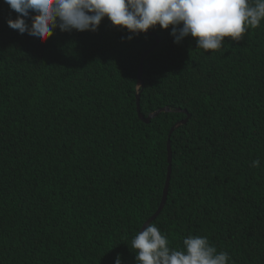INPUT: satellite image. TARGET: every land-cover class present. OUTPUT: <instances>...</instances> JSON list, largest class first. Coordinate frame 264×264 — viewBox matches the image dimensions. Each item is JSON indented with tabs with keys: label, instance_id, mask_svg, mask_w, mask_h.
I'll return each instance as SVG.
<instances>
[{
	"label": "trees",
	"instance_id": "trees-1",
	"mask_svg": "<svg viewBox=\"0 0 264 264\" xmlns=\"http://www.w3.org/2000/svg\"><path fill=\"white\" fill-rule=\"evenodd\" d=\"M16 16L0 0V264H136L169 142L150 224L264 264V21L206 53L107 18L40 43Z\"/></svg>",
	"mask_w": 264,
	"mask_h": 264
},
{
	"label": "clouds",
	"instance_id": "clouds-1",
	"mask_svg": "<svg viewBox=\"0 0 264 264\" xmlns=\"http://www.w3.org/2000/svg\"><path fill=\"white\" fill-rule=\"evenodd\" d=\"M17 13L8 26L19 34L46 43L61 32H96L107 18L116 28L126 29L128 40L157 26L171 27L179 45L192 37L197 49L215 52L225 38L239 42L249 29L264 21V0H4ZM30 21V23H29ZM260 161H252L259 167ZM136 264H229L226 251H218L207 236L188 235L181 247H171L167 234L148 224L131 239ZM114 264H123L117 255Z\"/></svg>",
	"mask_w": 264,
	"mask_h": 264
},
{
	"label": "water",
	"instance_id": "water-1",
	"mask_svg": "<svg viewBox=\"0 0 264 264\" xmlns=\"http://www.w3.org/2000/svg\"><path fill=\"white\" fill-rule=\"evenodd\" d=\"M149 33V32H147ZM156 37V36H155ZM156 39L158 40V38L156 37ZM142 72H143V62L141 63L140 65V69H139V78L142 77ZM138 99V113L140 115L141 118H143L141 112H140V96L138 95L137 97ZM157 114V113H156ZM156 114H153L151 115V117L155 116ZM150 117V118H151ZM144 119V118H143ZM147 121V120H146ZM168 163H169V168H168V177H167V181H166V185H165V189H164V194H163V199H162V203H161V206L159 208V210L157 211V213L149 220L147 221V223H145L144 227L142 228V231L144 228L147 227L148 224L151 223L152 220H154L158 215L159 213L162 211V209L164 208V205L166 203V200H167V195H168V188H169V184H170V176H171V172H172V151H171V146H170V142L168 144Z\"/></svg>",
	"mask_w": 264,
	"mask_h": 264
}]
</instances>
